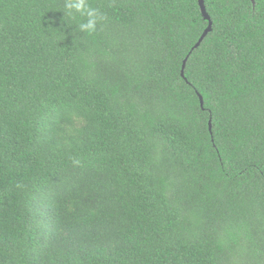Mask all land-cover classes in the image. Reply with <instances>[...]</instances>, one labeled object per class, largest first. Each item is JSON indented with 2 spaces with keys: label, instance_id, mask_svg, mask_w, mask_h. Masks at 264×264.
Listing matches in <instances>:
<instances>
[{
  "label": "trees",
  "instance_id": "trees-1",
  "mask_svg": "<svg viewBox=\"0 0 264 264\" xmlns=\"http://www.w3.org/2000/svg\"><path fill=\"white\" fill-rule=\"evenodd\" d=\"M88 3L0 0V264H264V0Z\"/></svg>",
  "mask_w": 264,
  "mask_h": 264
},
{
  "label": "clouds",
  "instance_id": "clouds-1",
  "mask_svg": "<svg viewBox=\"0 0 264 264\" xmlns=\"http://www.w3.org/2000/svg\"><path fill=\"white\" fill-rule=\"evenodd\" d=\"M77 14L84 18L83 22L77 24V30L86 34L95 32L97 24L104 19L97 9L89 5L88 0H64V17L72 20Z\"/></svg>",
  "mask_w": 264,
  "mask_h": 264
},
{
  "label": "water",
  "instance_id": "water-1",
  "mask_svg": "<svg viewBox=\"0 0 264 264\" xmlns=\"http://www.w3.org/2000/svg\"><path fill=\"white\" fill-rule=\"evenodd\" d=\"M198 4H199L200 10H201V13L203 15V18L208 21V25L204 29L203 33L200 35L198 41L194 44V46L192 47V49L196 48L200 44V42L202 41V39L204 38V36L211 30V26H212V22L210 20V17L208 15V13L206 12V9H205V6H204V0H198ZM191 50H190V52H191ZM186 60H187V56L185 57V59L182 62V69H181V76L182 77H184L183 71H184V67H185ZM199 100H200V105H202L203 104V100H202V97L200 95H199ZM209 128L211 129L210 124H209Z\"/></svg>",
  "mask_w": 264,
  "mask_h": 264
}]
</instances>
